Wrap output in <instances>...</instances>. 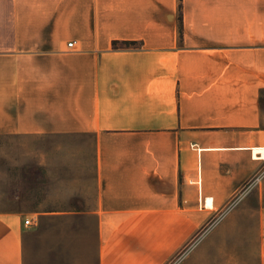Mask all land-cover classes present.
Instances as JSON below:
<instances>
[{"label": "crops", "instance_id": "obj_1", "mask_svg": "<svg viewBox=\"0 0 264 264\" xmlns=\"http://www.w3.org/2000/svg\"><path fill=\"white\" fill-rule=\"evenodd\" d=\"M0 135L91 141L93 190L32 213L94 215L98 264H165L189 216L261 194L264 0H0ZM25 214L0 211V264Z\"/></svg>", "mask_w": 264, "mask_h": 264}, {"label": "rangeland", "instance_id": "obj_2", "mask_svg": "<svg viewBox=\"0 0 264 264\" xmlns=\"http://www.w3.org/2000/svg\"><path fill=\"white\" fill-rule=\"evenodd\" d=\"M58 162L78 167L59 168ZM94 177L91 141L85 146L83 137L0 135V211H25L24 217L32 219L25 241L26 264H98L94 215L32 213L73 204V196L70 201L63 192L52 200V191L67 189L75 178L83 181L78 188L93 190ZM260 191L253 188L214 214L189 216L187 240L173 249L165 264H260L264 184Z\"/></svg>", "mask_w": 264, "mask_h": 264}, {"label": "built area", "instance_id": "obj_3", "mask_svg": "<svg viewBox=\"0 0 264 264\" xmlns=\"http://www.w3.org/2000/svg\"><path fill=\"white\" fill-rule=\"evenodd\" d=\"M74 44H75V41H72V42H69V43H68V46L71 47V46H73ZM31 222H32V220H31L30 218H27V219H25V221H24L25 225H30Z\"/></svg>", "mask_w": 264, "mask_h": 264}]
</instances>
